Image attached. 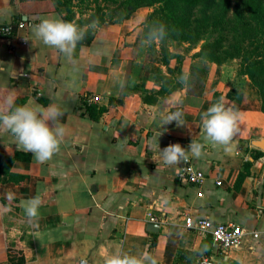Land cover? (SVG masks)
<instances>
[{"label": "crops", "instance_id": "1", "mask_svg": "<svg viewBox=\"0 0 264 264\" xmlns=\"http://www.w3.org/2000/svg\"><path fill=\"white\" fill-rule=\"evenodd\" d=\"M40 6L35 0H0V25H17L12 35L0 36V99L12 93L16 105L58 104L65 136L59 152L39 164L0 131V254L10 247L23 251L24 264H105L117 253H148L159 264H172L183 250L218 264H264V239L247 237L239 249L222 251L209 235L186 229L183 219L264 231V152L252 146L264 139V114L249 78L235 74L217 89L220 67L214 65L217 73L201 98H144L137 90L157 91L162 75L150 68L133 73L139 52L133 17L101 28L89 46L77 44L66 60L35 39L25 40L30 25L62 19ZM211 93L239 113V131L228 150L206 146L200 158L190 156L187 162L206 177L195 187L176 178L180 165L164 164L159 148L203 143L201 116L211 106ZM175 111L182 112L184 125L162 128L165 115ZM37 194L40 216L30 221L22 202ZM148 213L162 220L157 232L149 230L155 224Z\"/></svg>", "mask_w": 264, "mask_h": 264}, {"label": "clouds", "instance_id": "2", "mask_svg": "<svg viewBox=\"0 0 264 264\" xmlns=\"http://www.w3.org/2000/svg\"><path fill=\"white\" fill-rule=\"evenodd\" d=\"M98 26V19L81 28L59 18H43L39 23L30 25L32 35L25 40L35 39L59 56L71 60L77 44L85 38L87 31L95 30ZM146 28L147 31L140 41L141 47H149L157 41H163L168 36L167 27L162 22H151L146 25ZM3 65L0 62V69ZM178 82L185 87L189 86L190 74L182 72L178 77ZM120 86L125 87L126 81H120ZM62 115L63 110L58 104H50L48 107L34 102L16 105L12 93L0 99V131L10 133L15 138L18 147L24 152L31 153L39 164L46 163L60 150L65 136V128L59 123ZM182 115L180 111L165 115L161 127L172 122H176L177 126H183ZM238 120L239 113L233 108L226 107L224 98L221 97L202 113L203 143L192 140L187 148L179 143L169 144L162 150L159 148L164 164L180 165L187 162L190 156L198 159L204 154L206 146L223 147L228 150L234 136L239 131ZM161 134L159 132L158 138ZM41 206L42 198L39 194L22 202L23 213L30 221L39 219ZM105 264H157V261L148 253L141 257L117 253L106 258Z\"/></svg>", "mask_w": 264, "mask_h": 264}, {"label": "trees", "instance_id": "3", "mask_svg": "<svg viewBox=\"0 0 264 264\" xmlns=\"http://www.w3.org/2000/svg\"><path fill=\"white\" fill-rule=\"evenodd\" d=\"M159 3L164 6L162 22L172 38L188 43L204 42L194 54L195 58L215 65L229 58L240 60L243 74L259 92L264 114V0H160ZM205 3L208 4L206 8ZM135 9L132 0H118L112 9L109 8L108 14L96 11L89 23L97 19L99 26L120 23L128 19ZM196 9H202V12L191 18ZM177 10H183L184 14ZM62 20L72 22V17L63 14ZM6 26L10 27L12 35L17 25L12 22ZM93 37L94 34L87 31L78 45L89 46ZM86 111L90 112L88 107ZM6 254L9 264H24L21 249L7 247ZM199 255L200 252L179 250L174 264H179L185 256L186 264H197Z\"/></svg>", "mask_w": 264, "mask_h": 264}, {"label": "rangeland", "instance_id": "4", "mask_svg": "<svg viewBox=\"0 0 264 264\" xmlns=\"http://www.w3.org/2000/svg\"><path fill=\"white\" fill-rule=\"evenodd\" d=\"M41 3L40 8H46L48 10H55L59 14H68L72 17V23L83 28L89 25V20L96 11L102 10L103 14L109 13V8L114 7V3L118 0H35ZM136 5V9L132 12L128 19L116 23V24H103L98 26L97 29H89L94 35L103 27L109 25H118L131 17L134 18V23L137 25L139 32L135 35V42H138L139 49L137 53V66L133 67V73L141 75L150 68V72H159L161 74V83L157 91H147L143 88H139L137 91L141 93L142 97L150 98V100L164 99L167 95H173L174 97H193L201 98V94L205 88V83L212 75L217 73L216 67L219 66V87L217 89L226 86L227 82L231 83L230 77L237 75L240 79L243 74V68L240 67V60L236 58H229L220 63L205 64L201 58H195L194 54L197 53L204 42L188 43L181 40L172 38L169 34L163 41H157L149 47H141L140 41L147 31L146 25L154 21L162 22L164 17L162 11L164 6L159 3L160 0H132ZM208 6L205 3V8ZM32 7L35 9L36 3L32 2ZM204 10V9H203ZM181 11V12H180ZM180 14H184L183 10H177ZM202 12V9H196L191 13V18L197 17ZM163 23V22H162ZM102 35L104 33H101ZM171 54V55H169ZM144 62H146L144 64ZM224 64V65H223ZM129 65V64H128ZM215 65V66H214ZM129 67V69H131ZM149 71V70H148ZM162 72H164L162 74ZM182 72H188L190 74L189 86L185 87L178 82V77ZM164 74H168L165 76ZM236 78V77H235ZM235 80V79H233ZM236 81H233V83ZM219 93V92H218ZM220 99L216 93L209 95L208 101L216 103ZM189 100V99H188ZM192 100V99H191ZM211 103V104H212ZM193 104V101H192ZM244 146V144H242ZM1 253V252H0ZM187 256L185 259L179 262V264H186ZM175 259V258H174ZM197 264H200L201 258L197 259ZM0 264H9L6 251L0 254ZM159 264V263H157ZM174 264V260L173 263Z\"/></svg>", "mask_w": 264, "mask_h": 264}, {"label": "built area", "instance_id": "5", "mask_svg": "<svg viewBox=\"0 0 264 264\" xmlns=\"http://www.w3.org/2000/svg\"><path fill=\"white\" fill-rule=\"evenodd\" d=\"M11 29L6 25H0L1 37L10 36ZM25 45L24 41H21ZM40 96V93H38ZM176 178L180 182L200 187L205 181V174L195 170L188 162L181 163ZM216 185H220L219 182ZM184 227L186 229H193L202 235H209L214 247L222 250H237L243 244L245 238L249 237L253 241L264 239V231H250L243 229L240 225L232 222L214 223L208 218H192L191 216H184ZM147 220L150 224L160 225L161 221L152 213L147 214ZM200 264H218L214 261L201 259Z\"/></svg>", "mask_w": 264, "mask_h": 264}, {"label": "water", "instance_id": "6", "mask_svg": "<svg viewBox=\"0 0 264 264\" xmlns=\"http://www.w3.org/2000/svg\"><path fill=\"white\" fill-rule=\"evenodd\" d=\"M252 146L254 147V148H257V149H259V150H261V151H263L264 152V139H261V140H257V141H253L252 142ZM150 229V231L151 232H157V226L156 225H150V227H149ZM80 264H85L84 262H81Z\"/></svg>", "mask_w": 264, "mask_h": 264}]
</instances>
